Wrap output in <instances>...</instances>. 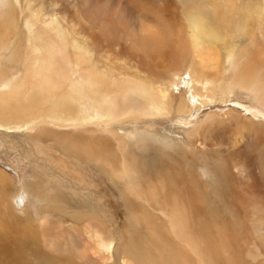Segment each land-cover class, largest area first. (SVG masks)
I'll list each match as a JSON object with an SVG mask.
<instances>
[{
	"label": "bare ground",
	"instance_id": "6f19581e",
	"mask_svg": "<svg viewBox=\"0 0 264 264\" xmlns=\"http://www.w3.org/2000/svg\"><path fill=\"white\" fill-rule=\"evenodd\" d=\"M76 1L78 7L60 17L61 9L47 3L53 16L45 11L35 15L31 12L37 10L28 7L19 19L13 7L18 0H0V145L6 147L5 141L16 137L30 141L28 135L36 130L34 138L57 147L65 158L90 164L116 192H163L169 199L161 201V211L166 214V207L177 210L178 205L195 240L190 242L206 253L207 264H264V245L261 257L253 254L251 223H245L234 204L236 221L229 225L219 217L227 229L217 227L216 235L214 221L200 203L201 178L191 170L172 171L155 162L147 174L124 152L117 154L121 134L162 145L184 144L176 140L182 123H197L205 109L210 111L198 128L182 134L185 142L190 144L188 138L202 129L211 149L234 144L227 130L241 128L240 121L219 120L228 103L264 121V114L255 110L264 112V0H177V7L167 0ZM152 10L159 12V20ZM180 64L192 65L197 74L188 83L181 80ZM169 72L172 77L165 81ZM246 135L241 140H249ZM249 145L264 165V146ZM234 154L226 172L211 162L204 165L218 192H238L241 172L247 169L250 176L251 162ZM256 178L252 174L247 179L251 185L241 191L258 192ZM7 184L0 172V190ZM22 197L13 199L14 207L24 206ZM41 197H35L43 219L36 228L26 216L20 218L27 224L17 222L8 196L0 192V264H194L165 235L149 230V246L132 218L134 237L127 240L126 232L116 230L119 208L105 209L99 199L90 206L108 227L94 216L82 221L79 212L72 213L81 219L88 241L80 252L72 244L69 254L59 255L62 250L47 240V209L61 212L74 200L64 193L48 202ZM137 200L148 204L141 195ZM165 226L174 224L168 219ZM157 245L160 257L154 259L150 248Z\"/></svg>",
	"mask_w": 264,
	"mask_h": 264
},
{
	"label": "rangeland",
	"instance_id": "374dc122",
	"mask_svg": "<svg viewBox=\"0 0 264 264\" xmlns=\"http://www.w3.org/2000/svg\"><path fill=\"white\" fill-rule=\"evenodd\" d=\"M167 1L172 2L175 7L178 5L177 0ZM47 3L51 4L54 8L61 9L58 17L65 14L66 9L72 11L75 5L78 7L76 0H18L17 6L15 5L13 7L14 10L15 8L17 10L15 11L16 17L21 19L22 15L27 12L28 7L37 10L31 12L35 15L41 16L44 14V11L46 13ZM143 6L148 9V6ZM152 12L154 17L159 20V12L156 10H152ZM46 14V16L54 15L52 12H47ZM180 68L184 73L183 76H181V80L184 83H188L189 78H192L191 76L197 75L192 72V65L186 67L180 64ZM171 77L172 74L170 72L167 73L165 75V81H169ZM226 85L228 86L227 83L225 86ZM225 88L228 89V87ZM228 104L226 106L229 108L223 111V119L221 118L219 120L224 123L229 119L231 121H240L241 128H235L233 125L231 128L229 127L230 130H227V133L233 135V139L236 140L234 144L232 141L230 144H221L218 145L217 148L211 149L206 145L207 142L205 140L207 139L204 137V130L202 129L197 131L195 135H192L190 137L191 139L188 138L189 141L191 140L190 144L185 142L183 137H181L182 134L191 133L198 128L199 124L206 116V113L210 111L209 109H205V113L200 116L198 120L199 122L197 121V123L193 122L189 124L187 122L182 123L184 128L179 130L182 134H179V137L176 139L184 143L180 146L179 144L175 145L177 147L173 146L174 144L162 145L150 139L139 138L130 134H121L122 140L119 143L122 149L116 146L115 148H117V154L119 156H122L124 152V154H126L125 157L135 160L138 167L147 174L151 173V167L155 162L158 163V165L161 164L166 169L168 167L172 168L170 169L172 171H179V169L185 171L191 170L196 174L198 180L201 178V180H199L202 185L200 189L202 187L203 192H198L202 197V202H199L207 207L211 216L210 219L212 222L214 221L213 224H215V227H218L221 231L222 229H227V227L222 226L219 217L226 219L229 225L232 221H236L233 213L234 206H237L236 209H238L241 214L243 213V220L245 223L247 225L249 221L251 223V236L249 237L252 242V246H250L252 249L251 251L254 255L260 256V250L264 245V165L260 157H256L253 153L252 146L249 144L257 142L259 145L264 146V121L261 122L251 118L244 108L237 106L235 103ZM255 110L264 114L263 110ZM182 115L184 116V114ZM49 130L55 132L52 128ZM241 134H249V140H241ZM35 135L36 130L28 135L30 141L16 137L10 141L6 140V147L0 145V172L5 175L8 181L6 187L0 190V192H5L6 196H8V205H10L12 210L17 214H14L16 221L21 223V225H25L27 222H24L20 217L26 216L27 221H30L36 228L39 223L43 221L41 214L37 212L41 208L39 207L41 203L36 201V195H41V198L46 200V202L51 198H58L62 193L70 196L74 200V202L71 201L72 203H69L67 206L65 205L61 212H55L54 210V212H52L51 209H47L49 210L47 211L45 227L47 230V240L54 242L55 247L62 250L59 252V255L63 253L65 255L69 254V246L72 244H74L77 251L80 252L79 248H82V244L88 241L81 219L83 221L85 217L91 215L96 218L97 223H102L101 225L105 226L109 225L104 218L98 215V212H93L90 206L94 199H99V206L102 205L105 209L107 208L117 212L115 208H119L116 213V224H118V229L116 230L126 232H122V234L126 235L127 240L134 237L133 230L129 228V221L132 218L139 226L138 229H136L138 233L148 236L147 244L149 246H152L149 238L150 230L156 232L155 234L157 235H165L168 240L173 242L178 250H183L188 253L190 259L194 261V264H207L206 253L202 249H195L193 246L194 244L192 245L190 242L195 240L189 237L184 219L178 211V205L177 210L174 209L173 205L166 207V214L161 211V201H167L169 199L163 196V192H116L117 190L115 191L113 185L94 170L90 164L83 165L74 158H65L61 150L52 146L49 142H42L34 138L33 136ZM113 144L115 145V142ZM233 152H239L240 155L242 154L241 156H243V158H248L247 160L251 162L248 164L251 170L250 176L248 175V170L245 169L241 172L238 179H236V185L239 187L240 191L237 189L238 192H218L217 189H214L217 185L213 183L210 175H207L208 173L204 165L206 163V165L211 163L216 164L214 165L215 169L218 168L219 170L221 169L220 171L226 172L228 168H230L229 163L235 155ZM236 174H238L237 170ZM252 174H256L257 178L255 179V183L258 186L256 188L258 192L241 191L247 184L251 185V182L247 179L251 177ZM257 180L260 182H257ZM213 189L216 192H213ZM146 190L148 191V189ZM22 195L25 197L24 206L21 209L17 206L14 207L12 203L13 199L18 196L23 198ZM138 195H141L148 204L137 200ZM241 196L243 200L236 205L238 203L237 200ZM172 202L177 203V200L172 199ZM231 203L234 204V206ZM17 204H21V202ZM75 212H79L78 215H81V219L78 220L71 216L72 213ZM168 219L174 224L172 228L165 226ZM109 228L111 227L109 226ZM218 228L215 230L216 235L218 233ZM215 240L218 239L215 238ZM253 241L256 243L255 245ZM155 244H157V242ZM258 246L259 250L257 251ZM48 250L47 256L49 255L52 257L53 255L50 253V249ZM150 252L153 253L154 259L160 257V247L158 245L153 247V250L150 248ZM195 253H200L201 255L198 256ZM111 262L114 264L113 261Z\"/></svg>",
	"mask_w": 264,
	"mask_h": 264
}]
</instances>
